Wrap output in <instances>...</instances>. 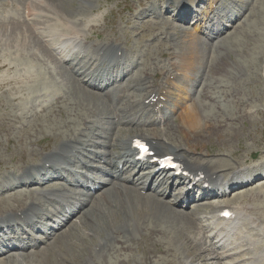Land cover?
<instances>
[{
	"label": "rangeland",
	"instance_id": "374dc122",
	"mask_svg": "<svg viewBox=\"0 0 264 264\" xmlns=\"http://www.w3.org/2000/svg\"><path fill=\"white\" fill-rule=\"evenodd\" d=\"M40 1L38 5V0H0V175L21 167L25 164V161L33 160L29 163L38 164L39 161L36 162L34 160H39L41 155L50 154L55 148L65 146L69 138L72 137V129H69L71 126L78 128L76 133L79 134V137L85 135L83 139L88 140L86 136L89 133H86V135L79 132L82 131L80 129L83 128L81 125L83 120H91L88 118V115L91 113H93L97 120V123H94L95 127L102 126V132L96 131L97 129L94 128L95 132L99 134L108 132V135L105 139H95L96 143H103L104 146L102 148L88 147V152H83L85 155H89L91 159L85 158V155L79 158H83L85 163L94 168L105 167V164L92 161L94 158L92 153H101L110 162L113 157L118 155L115 150L113 151L114 153H109L111 151V136L120 129L128 128L126 125L116 126L111 124L112 121L108 119L104 120V116L108 115L110 113L109 110L113 108L112 99L108 98V101L106 96H102L97 90L89 89L85 86V88L82 87L83 85L79 84L80 78L78 76L76 79L72 77V72L70 67H68L70 65H65L66 68H62L56 58L47 57L42 52L41 45L46 46L49 44V41L46 43L42 34L67 37L73 31V33L82 36L81 33L83 32L79 30H85L84 34L92 36L89 43L111 42L112 39L119 40L124 48L138 46L137 49H141L145 54L144 60L150 59L152 54L161 53L164 56L163 58L158 56L159 61L162 62L161 66H166L167 70L170 71V75H154L155 79L161 82L166 81L167 77H170L176 71L172 69L171 65L180 63L179 59L174 58V56L169 57L174 53L178 54L179 51L173 48L172 42L166 36H163V41L158 39L153 40L154 36L152 35L154 30H161L162 26H165V23L163 24V21L154 19L150 13H144L143 9L139 7L141 1L144 0ZM240 1L246 3L243 7L244 10L249 9L248 14H245L238 23L234 24V27L228 26V32L220 38L216 35L210 37L211 30H214L216 27H209V24H205V22L200 20L206 19V16H209L210 20H215L214 13L210 12V7L214 0H204L200 4V14H197L193 20H187L186 23L172 16L175 8L174 5L171 6L170 12H167L168 15H165V17L167 20L166 26H174L173 28L176 29V34H171L177 47L181 49L182 54L186 51H193L192 47L189 48L188 46L190 41L193 40L192 34L199 37L195 43L196 51L198 54L200 52L201 56L199 71L195 74L197 77H199L200 71L204 70V65L213 62L215 66L217 65L218 70L221 72L225 71L220 74L221 78L219 77L224 85L235 87L245 83L243 90L246 92V95L232 96L228 99L224 93H220L218 95L220 97L219 104L210 105L207 112L203 111L202 114H209L213 118H211L213 122L217 119V123L214 124L224 130V133H221L220 129L207 130L209 132L205 134L209 138L200 141L197 145L193 144L194 147L192 148L194 149L198 146L199 151L197 150V153L199 154L196 155L205 154L210 159H218L220 163H224L227 160V162L235 167L250 160L247 164H244V167L253 168L258 167V164L264 161L262 158V154L264 153V0H216L213 5L215 6V11H221L224 16L225 9L240 10L238 6ZM7 2H11L17 8L22 9L14 13L16 19H10V17L6 16L5 12L11 10L10 6H6ZM145 2H149V0H145ZM27 3H31L32 5L33 17L38 12L42 14V17H35L28 21L25 20L24 7ZM176 3L178 2L169 4L165 0H160L155 4V7L166 8ZM250 4L251 6H249ZM151 8L155 9L154 7ZM151 12L158 14L156 11ZM143 16H146V19ZM219 17L221 16L218 15L217 18ZM11 20L13 21L12 24ZM223 22L228 24V21L221 17L220 23L223 24ZM30 23L32 24L30 25ZM143 24L145 30H140L139 27ZM32 27L39 33L34 31ZM178 28L183 30L184 33H180L177 30ZM196 28L198 29L197 31H195ZM150 29L152 30L147 38L142 40L141 38L145 35L144 33ZM148 39L150 40L149 42H147ZM55 41L57 40L55 39ZM129 58L130 60H136L135 55H129ZM183 58L186 59L183 60L185 64L187 58L185 55ZM202 63L204 65L201 68L200 65ZM58 64L62 70L58 67ZM121 71L124 70L122 69ZM160 71H164V68L162 69L161 67ZM123 74L128 78L131 77V72L129 71ZM83 81L86 80L83 79ZM193 84L194 82H189L185 79L178 86L190 92V98L187 101L188 106H192V104L199 106L203 101L201 99L203 97H200L199 92H202L203 88L199 87L200 84L198 83H196L198 84L197 88L195 87L196 84ZM83 89H88L89 92H84ZM222 90L217 89V92H221ZM206 91L214 98L213 92L207 89ZM92 92L97 95L92 94ZM59 93L64 96V99L57 100V98H54L53 95ZM133 93L134 91L128 93V101H140L141 96L134 95ZM240 99H244L243 106L239 104ZM49 103L51 104L49 105ZM118 106L119 108L124 107L120 102ZM173 106L174 103L171 102L170 108L172 109ZM58 107L63 108V114L58 112ZM82 108L87 110H82ZM76 114H78L77 118L75 117ZM170 119L172 120L170 124L173 126L170 125L168 131V127L165 131L164 125H157L155 130L158 132L165 131L163 133H166L170 143L176 147L179 145L178 142L183 141V138L179 134V131H172V128L180 126L182 129H185V127L180 124L181 120L177 115L175 118ZM80 121L82 122L81 124ZM220 121L222 124H219ZM89 123L93 125L92 121ZM201 124L208 123L202 121ZM116 127L118 130L115 129ZM133 128L134 130H144L146 133L152 130V128L147 127ZM67 129H69L68 133ZM103 136L105 137V135ZM222 136H225L226 141H231V144L224 147L225 143H222ZM191 138L192 143H194L196 140L193 138L198 139V136ZM108 141L107 151L105 145ZM46 147H49L51 151H46ZM34 150L39 153V156L31 155ZM231 153L237 154V157L231 158ZM252 156L256 157V159L252 160ZM44 158L41 161L42 163L44 162ZM28 167L30 166L26 168ZM80 168L81 163L76 166V169L79 170ZM112 171L114 170L112 169ZM130 171L132 172L131 169L128 170V172ZM141 172L147 174L145 170ZM97 174V171L90 172V175L93 177L97 176ZM102 176V174H98V177H101L103 180L109 179L105 175L104 178ZM1 182L2 179L0 177ZM60 185L66 188L68 195L83 198L81 195L85 191L82 188L75 187L66 181L56 180L43 188H31L33 192L30 194L29 192H25L19 196H11L15 193H9L0 196V199L14 197L10 200H14L15 204H18L15 202V200H18L21 204L28 205L23 200V197H26V195L29 196V200L35 198L44 201L42 198L44 191ZM162 187L168 190L167 194H170L165 201L158 197H152V201H147V198H151L148 195H137L142 202L140 201L138 207L133 208L127 214L117 209V205L124 203V198L114 188L110 189L117 193V196H114L116 202L110 203L111 206L105 203V200L109 197L102 200V194L95 200H92L93 196L92 198L87 196L88 201L92 200L91 205L89 203V207L84 212L78 214L70 227L65 228L61 234L48 231L49 240H47V235L41 232L33 233V236L40 237L43 241L38 248L29 251L16 250L4 257L0 256V264H137V261H140L139 263L142 264H150L151 262L155 264H185L186 261L189 264H216L214 260V263L212 261H208V263L204 262L205 257L203 255L206 254L202 255L201 248L189 242L191 239L188 233L192 235L200 234L201 236L210 235V233H205L200 228L202 225H205V216L201 217V214H199V217H201L200 222H198L199 227L194 225L197 221H192L190 224V218H192L190 214L195 215L199 211H208L207 208L196 211L200 197L192 198L189 202L185 200L184 207H174L168 203L171 201L176 202V199L180 197V192H183L186 185H173L172 189L169 184H164ZM256 187L253 186V188ZM261 187L264 188V185H261ZM10 190L11 186H9ZM244 191L242 190L241 193H244ZM133 192L135 193V191ZM193 195L196 196L197 193ZM149 196L152 195L149 194ZM10 200L0 202V212L2 214L6 215L8 213L5 208L11 206ZM145 200L147 204H152L153 206L150 207L153 219L145 221L144 226H142L138 233L134 229L129 232L126 231L127 234L124 232L125 235L121 234L122 237L116 238L114 243H109L110 248L107 250L110 253L109 257L104 255L96 256L94 251L97 254L100 252L98 248L96 250L94 248L95 245L99 244L100 240L110 239L109 234L116 235V226L121 228L122 221L132 224L130 214L139 213L141 208L147 211L145 208L149 206L143 203ZM262 200L264 201V197ZM99 202L101 204L105 203V205L102 206ZM16 207L14 206L13 208ZM30 208L32 211V209H35V206ZM116 211L118 215L115 217L108 214L109 212L115 215ZM262 214H264V211H262ZM57 215L59 216V214ZM139 216L138 214L136 219ZM53 218L54 220H59L58 218ZM78 218L82 219L81 222ZM61 223L63 227H60V230L69 222ZM51 224L55 226L53 221L49 219H40V223H38L39 227L43 229H46L48 225L51 226ZM110 225L113 226L110 227ZM254 232H256L254 229H252V232L243 229L245 235L251 236ZM133 236L134 240H130V245L133 248H129L127 251L125 247L124 250H121V246L117 242L129 240ZM10 237L12 242L8 241V244H19V240L14 239L11 235ZM24 239L25 236H23ZM138 239H140V246L134 244ZM196 241L197 243L199 241L205 242V239ZM254 241L259 246H264V236H261L260 240L254 239ZM160 243L164 245V248L160 246ZM212 244H216L215 240H212ZM89 247L91 251H87ZM206 247L209 248L208 246ZM1 249L4 248L2 247ZM202 249L205 248L202 247ZM209 252L213 254L212 250ZM127 254L133 259L132 262L126 261L129 259V257H126ZM18 255L20 256L16 257ZM120 255L123 259L119 258ZM115 256L119 257L115 260ZM107 260L109 262H106ZM182 260L184 263H182Z\"/></svg>",
	"mask_w": 264,
	"mask_h": 264
},
{
	"label": "bare ground",
	"instance_id": "6f19581e",
	"mask_svg": "<svg viewBox=\"0 0 264 264\" xmlns=\"http://www.w3.org/2000/svg\"><path fill=\"white\" fill-rule=\"evenodd\" d=\"M39 1L40 0H38V5L41 2V1L40 2ZM202 1L203 0H179L178 6H180V10H179V13L177 14V16L178 17L182 16V15H180V12L182 10L185 11L184 15L188 16L189 12L186 10V5L191 4V3L194 5L197 2H202ZM87 4H89V2H87ZM251 4L249 6H251ZM45 5L48 6L47 4H45ZM141 5H142L144 10L149 9L150 12L151 11L158 12V14L153 12L154 14H156V16H158V15L162 16V13H164L163 9H161V8L155 10V9L151 8L152 6L148 7L145 0L141 1ZM245 5L246 4H244V6ZM25 8L29 12L25 16V20L28 21L30 18L42 17V14H40V15L35 14V16L33 17L31 3H28L25 6ZM243 10H244V7L241 6L240 11H238L237 13H235V11L227 12V18L230 19V21L236 22L242 16L244 17L246 13L248 14L249 9H247V12L245 14H243ZM167 11H168V8L165 10V12H167ZM5 13H6L7 17H10V19H16V16L14 15V13H16V11H13V13L10 11H6ZM3 18H4V16H3ZM18 20H20V19H18ZM94 21H96V20H94ZM10 22H11V24L13 23L12 20ZM31 24L32 23H30V25ZM92 26H93V24H92ZM173 27L174 26H166V22H165V26L161 30H154L153 35L155 33H158L160 36L166 35L172 41L173 48L177 49L179 51L178 54L177 53L174 54V57L178 58L180 60V66H178L177 71L182 73L181 78L183 77L186 79L187 77L191 76L193 78V80H195L196 82H198L199 80H202V78H203L202 85H201V87H203V91L201 92V95L203 97L202 98L203 99L202 104L199 106L197 104H192V106H187L185 99L187 98L186 96H189L190 92L177 85L179 83V81L183 82L184 79L181 80V78L178 77V78H176V80L174 82H171L170 85L174 86V91L172 92L169 87L165 86L169 82V80H167V82L164 83L165 85L158 80L154 81L153 73L151 71H149V69L151 70L154 68L144 65V70L141 72V74H139L136 77H131V79H130V82H133L134 79L138 80L137 81L138 84L136 87H139V86L144 87L145 93H144L142 101L141 102H139V101L127 102L126 107L124 108L123 111H121L120 108L114 107L113 111H111L108 115L104 116V118L106 117L105 119H109V120H112L113 118H115V120L118 121L117 124H119V125L126 124L130 128L129 130L128 129H121L118 132H116L115 134H113V136L111 137L110 147H111L112 152L109 151V153H114L113 151L115 150V152L118 153V155H116V157H113V159H111L110 162L107 161L103 157V155H101L99 153L97 155H95V158H97L99 160H105L106 161L107 168L105 167L104 169H100L99 171H101L103 174H106L109 177L111 176V181L108 180V181L101 182L100 180H98V178L91 179L88 176H87V178H85V181L87 182V184H91V186H93V187L99 186L100 189H102L100 191L102 193L101 198L103 200V199H106L109 197L106 200L107 202L105 201V203L108 206H111L110 203L116 202L114 199V196H117V193H115L110 188H114L117 192H119L118 194L124 198V203L117 205V209L120 211H124L126 214L129 213L133 208L135 209L138 207V205H139L138 203H140V201H141L138 196L146 194V191H151V189H152L151 193H153L155 196H153V195L149 196L148 195V197H151V198H147V201H152V197H158L162 200L165 199L167 191H165V190L157 191L156 190V189H160L162 187L163 182L166 180V177L163 174H156V175L152 176V178H151L152 183L154 182V178L158 177L161 180L158 184V188H155L152 186V183L149 185L147 184L146 181L142 183L143 176H141L139 174V172H137V173L129 172L128 173L127 168L134 167L137 164V162L134 161V157L136 155L132 154V152H133L132 145L134 144V140L135 139L146 140L152 145V148L156 153V157L173 156V157H175V159L178 162H180L183 165L184 171L188 173V175L186 177H183L184 180L191 179L190 183L194 184V182L198 178H202V180H201L202 184H200V185L208 184L209 187H213V190H217V193L216 192H211L208 194L205 193L202 200H206L207 198H214V197H220V198L225 199L224 201H217V202L207 203V204H203L201 202V204L199 205V208L209 207L210 211L200 212L197 209V211H199L198 214L197 213H195V215L190 214V216H192V218H190V224L192 221H197V223L194 225H196L198 227H199L198 222H200L199 214L207 215V217H208L207 220L210 222V224H208L207 226L202 225L200 228H201V230H210L212 233H214L216 239L218 240L217 244L219 245L220 249H217L218 246H215L212 243L209 244L210 248H212V249H209L206 247V243L204 241H202V242L199 241L198 243L196 241V240L205 239L204 236H201L200 234L192 235V234L188 233V235L191 239V240H189V242L190 243L192 242L191 243L192 245L201 248L202 255L206 254V255H203L205 257L204 262L208 263V261H212V263H214L213 260L216 261V259L220 260V261L234 259V261H232V263H230V264H264V252H258L256 250L257 248L253 244H251L250 241L247 239V236H243V234H244L243 231H242V234H240L239 236L236 237L235 242L232 241L233 236L239 231L238 225H239L240 221L248 220L251 224H255V225L260 226L261 228L264 229V214H262V211H264V201L262 200V198L264 197V190H263L264 188H262L261 186H258L256 188H253L251 190L246 191L245 193L240 194L237 192L240 189L253 186L255 183L259 182L260 180H263L264 178H262V176H261L262 173H254L251 171H249L247 173L246 170L243 169V165H238L237 167H235L232 164H230L229 162H227V160H225L224 163H220L218 159H216V160L210 159L209 156H207L205 154L195 155V153L198 150V146H196L195 149L192 148V147H194L193 144L197 145L200 141H204L207 138H209L205 134V133L209 132L207 130H209V129H220L218 126H216L214 124V123H217L216 122L217 119H215V121L213 122L211 120L212 117H210L209 114H207V113L202 114V113H203V111L207 112L210 105L219 104V102H218L219 97L217 96V94L214 93V98H213L206 91V89L207 90H212L213 88L218 89L221 86L220 74L224 73L225 71L221 72L220 70H218L217 65L215 66V64L213 62L207 63L206 65H204L202 63L200 66L202 68V65H204V67H203L204 70L200 71L199 77H197L195 74H197L199 71V63L201 60V56H200V52L198 54V52L196 51L195 43L199 37L192 34L193 40L190 41L188 46H189V48L192 47L193 51L192 52L186 51L185 53L182 54L181 49H179V47H177V45L175 44V41L173 39L172 34L173 35L176 34V32H175L176 29H174ZM32 28L34 31H37L34 27H32ZM139 29L145 30V27L141 26ZM151 30L152 29L147 30L144 33L145 35H143L141 39L144 40L145 38H147V36L149 35ZM177 30L180 33H184V31L179 29V28ZM196 30H198V29H196ZM74 31H76V30H74ZM79 31L83 32L81 34L84 37H82L79 34L73 33V31H72L71 35H68L67 37L57 36V35L51 36V35L42 34L45 42L48 43V41H49L48 45H46V46L41 45L42 52L47 57L56 58L59 61V63L61 64L62 68L64 67V64L67 61L68 57H70L71 60L78 59L82 63L83 60H87V58L85 56H82L80 52L82 49H87L89 47L88 42L91 40V36L84 34L85 30H79ZM226 32H227L226 28H224V27L220 28L219 32L216 36L220 37V35H222ZM37 33H39V32L37 31ZM209 36L214 37V33L210 34ZM55 39L57 41H55ZM127 42L129 43V41H127ZM90 48L94 49L99 54L102 53L101 59L103 60V62L107 63V67L112 68V67L124 66V63H125V65H127V53H126V51L127 50L128 51H131V50L135 51V50H137L138 46H136V47L130 46L128 49H124L122 43H120L119 40L112 39L111 42H102V43H96V44L90 45ZM67 51H68V53H67ZM184 55L187 58V61L185 62V64L183 63V60H186L185 58H183ZM158 56H161V53H159ZM155 57H156V54H152L149 60L154 61ZM134 64H135V62H132L129 66H134ZM58 67H60L59 64H58ZM72 67H74V66H71V68ZM85 67H86V65H84L83 68H85ZM62 68L60 67L61 70H62ZM77 70H78V68L76 67V71ZM128 70H130V69H128ZM73 71H74V69H73ZM77 72H79V71H77ZM82 74L85 75L86 78L89 77V80H93V81L99 83L98 86L95 85V88L107 87L108 85H110L111 80L113 78V76L110 73L99 74V75L95 76V75L90 74V73L87 74V71H86L85 73H82ZM50 76L53 77L52 74H50ZM125 79L123 81H125ZM112 83H115V81ZM130 88H131L130 85L128 87H126V86L118 87L117 86L116 91L111 93L110 99H115L118 101V100L122 99V97L125 98V95H126V94H124L125 90L130 89ZM175 89H176V91L179 92V94L177 95L178 100L175 102V106H174V110H173V116L179 114L178 118L181 120L180 124H182L185 127V129H182L180 126H178L176 128H172V131H179V134L182 135L183 141L178 142V144H179L178 146L174 147L170 143L166 133L158 132L156 130H151L150 133L137 132V131L131 129V127H134V126L155 127L158 122H160L161 124L165 123L166 120L169 119L168 113L166 111V109H167L166 105L168 104V102L172 101L173 97H176ZM240 89H242V86H238L236 88V90H237L236 96L244 95L242 93V91H240ZM83 91L87 92V93L89 92L86 89H83ZM232 92L233 91L229 87H225L223 93L226 96V98L229 99L232 96ZM53 96L55 99L57 98V100L64 99V96L61 95L60 93L54 94ZM173 101H175V98ZM199 103H201V102H199ZM50 104L51 103H49V105ZM239 104H240V106H243L244 105V99H240ZM82 110H87V109L82 108ZM180 111H182V113H179ZM58 112L63 114V112H64L63 108L58 107ZM77 115L78 114H76V116H75L76 118H77ZM88 118H90L91 120L84 119L83 123L80 121V124L82 123L81 125L83 126V128L80 129L82 131L79 133L86 134V129L88 127L91 128V131L93 133H95L94 128H100V127H95V125H94V123H95L94 120L96 119V117L93 115V113L89 114ZM91 121L93 122V125H90L89 122H91ZM202 121H206L208 124L202 125L201 124ZM112 124H116V123L114 122ZM219 124H222V122L220 121ZM170 125L171 124L165 125L166 128L168 127L167 131L169 130ZM69 129H72V131H71L72 137L69 138V140L67 141L65 146L55 148L53 151L49 150V147H46L47 148L46 151H48V152L51 151V152H50V154L41 155L39 160H34L36 162L39 161L38 164H36V163L30 164L29 163L30 161H33V160H30L27 162L25 161L24 162L25 164L23 165L25 173H24V170L21 172H18V173L17 172H11V175H12L11 180H15V182H13V184H9L8 182L5 183L3 188H7L8 189L7 191H9V186H11V190L18 188V186L15 185L18 182L16 180L19 179V182L22 183L23 181H21V179L25 180V178L23 176L31 178V180L29 182H27V184L30 183V186H32L35 184H42L47 179L48 172H50V171H53V170H65L66 171L65 167H67V166H65V165H71L73 163L72 160H70V158H69V155L71 154V152H75L76 150L79 149V146H85V143H87L86 140L82 139L83 137H85V135L81 138V137H79V134L76 133L78 128H74L73 126H71V128H69ZM69 129H67V133L69 132ZM125 130H127V131L123 132ZM220 132L224 133V130L220 129ZM226 134H228V133H226ZM169 135L171 136V134H169ZM100 136L103 138H106V136L104 137L102 134ZM194 136H198V139L193 138L196 140V142L192 143L191 137H194ZM224 137L225 136H222L221 139L223 140L222 143L223 144L225 143L224 147H226V146L231 144V141H226ZM62 138H64V137H62ZM170 140H172V139L170 138ZM100 145L102 146V144H100ZM106 147L108 149V145ZM117 148H119V149L117 150ZM119 150H120V152H118ZM31 155H38L39 156V153L36 150H34L31 153ZM44 156H45V158H44ZM230 156H231V158H236L237 154L231 153ZM43 158H44V162L42 163L41 161ZM120 165H123L122 170H120V168H119ZM137 165H140V164H137ZM27 166H30V167L26 168ZM261 166L264 167V163L261 164ZM142 167H143V165L141 166V168ZM88 169L90 170V168H88ZM112 169L114 171H112ZM42 171H45V173H40L39 176L34 175V174L32 175V173H39ZM121 171H123V172H121ZM68 172L70 174L75 173V171H73V170H68ZM226 172H228L229 174L227 177H224L223 175ZM122 173H126L124 175H127V177L123 178ZM231 174H235V176H230ZM250 174H252V175H250ZM60 177H62V173L60 174ZM149 177H150V174L148 175V178ZM167 180L169 181V179H167ZM113 182L115 183L116 187L115 186L109 187L111 184H113ZM214 186H217V187L214 188ZM227 186H230L229 189H231V192L228 194H226V192H225L227 190ZM234 187H238V189L234 190ZM104 189H105V193L103 192ZM133 191H135L136 194ZM220 191H222V192L218 193ZM53 192H54L53 189H49L46 191V193H44L46 196V200H45L46 203H49V205H51V206H57V207L61 208V210L63 209L65 213H67V211H66L67 209H71V213L69 214L71 216V219L68 220L67 217H69V216H66V214H63L61 216V220H60V223L58 225L59 228L63 227L61 222H65V221L70 222L73 218L78 216V214H80L82 211H84L89 206V203L91 204V202L93 200V199L91 201L90 200L88 201L87 199L76 200L74 203L70 201L71 206H69L63 200H61L59 197H58L59 199L54 198L55 195ZM232 195H233V198L230 200H227V198L229 196H232ZM86 196H89L92 198V194L89 191H88ZM12 198H14V197L2 198V199H0V202L6 201V200L9 201ZM23 200L28 205H23L18 200H15V202L18 203V204H15L14 200H10L11 206H9L8 208H5V210L8 213L5 215V214H2L0 212V223L1 224L11 225V224H16V223H23V224H25V226H28L29 228H35V229L37 228V226L33 222V220H35V218L39 217L40 213H42L43 205L39 201V199L32 198L29 200V196H27V195H26V197H23ZM94 202H93V204H95ZM105 203L104 204L100 203V205L104 206ZM143 203H145L146 205L149 206L148 208H145L147 211H145L144 208H141L139 213L137 212V213L130 214V216L132 218L131 219L132 224H130V222L122 221L121 222V226H122L121 228H123V229L116 226V235L109 234L110 239L107 237L109 240L108 239H102V241L100 240L99 244L95 245V248H94V250H96V248H98V250L100 251L99 254H97L96 251H94L96 256H98V255L103 256L104 255V256L109 257L110 253H109V251L107 252V250L109 247L108 244L110 242L113 243V241L116 240V238L122 237L121 234L125 235L124 232L126 233V231L129 232L130 230L132 231V229H134L136 232H139L140 229L142 228V226H144L145 221H150L151 219H153V216L150 213V211H151L150 207H153L152 204H147L146 200ZM168 204L173 205V203L171 204L170 202ZM97 205H99V204L97 203ZM175 205L176 204H174V206ZM14 206L15 207L17 206V207L13 208ZM32 206H35V209H32L33 212L31 211V208H30ZM77 206H80V208H81L78 212L75 211V208H77ZM226 209L230 210L233 213L235 220L225 222V220L221 219L220 215ZM105 211H107V210H105ZM108 214L111 215L112 217H115L118 215V212L116 211L115 215H112L109 212H108ZM138 214L140 216L138 217V219H136ZM81 220L79 219L80 222H81ZM214 220H215V222H213ZM216 220H221V223H218ZM211 224L215 227L214 228L215 230H213V231L211 230V229H213V228H211ZM65 226H66V224H65ZM112 226L113 225H110V227H112ZM145 227H147V226H145ZM53 229L56 230V228H53ZM123 230H125V231H123ZM59 234H61V233H59ZM143 234H139V235L142 236ZM129 236H130V234H129ZM31 239L32 240L30 243H27L24 246L20 245L19 249L27 250L28 248L37 246L40 243L36 239H33V238H31ZM130 240L133 241L134 236L130 237L129 240L123 241L124 243L121 241H118L117 243L119 245H122V248L126 247L129 249V248H132L130 245V243H131ZM139 240L140 239H138L137 242H135L134 244H137V246H140ZM33 242H35V244ZM160 246L164 248V245L162 243H160ZM202 247L205 249H202ZM258 249H261V247H258ZM170 250L172 251V249H170ZM211 250L214 252L213 254H210L209 251H211ZM219 250H222V252H219ZM87 251H91L90 247L87 249ZM243 255L248 256V257L247 258L243 257ZM19 256L20 255H18L16 257H19ZM117 257H119V256H115L114 259L116 260ZM126 257H129V259L126 261H129V262L133 261V259L131 258V256L129 254H127ZM238 257H239V259H236ZM119 258L123 259L121 255ZM106 262H109V261L107 260ZM139 262L140 261H137V264H142ZM182 263H184L183 260H182ZM147 264H149V263H147ZM150 264H155V263L151 262ZM185 264H189V262L186 261ZM216 264H218V263L216 262Z\"/></svg>",
	"mask_w": 264,
	"mask_h": 264
}]
</instances>
